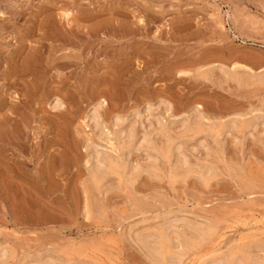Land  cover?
I'll use <instances>...</instances> for the list:
<instances>
[{
	"label": "rangeland",
	"instance_id": "rangeland-1",
	"mask_svg": "<svg viewBox=\"0 0 264 264\" xmlns=\"http://www.w3.org/2000/svg\"><path fill=\"white\" fill-rule=\"evenodd\" d=\"M0 134V264L264 257V0H0Z\"/></svg>",
	"mask_w": 264,
	"mask_h": 264
},
{
	"label": "bare ground",
	"instance_id": "bare-ground-1",
	"mask_svg": "<svg viewBox=\"0 0 264 264\" xmlns=\"http://www.w3.org/2000/svg\"><path fill=\"white\" fill-rule=\"evenodd\" d=\"M66 14V13H65ZM225 65V64H224ZM214 68V67H213ZM219 68V67H218ZM234 68V67H233ZM223 69V68H222ZM231 69V68H230ZM214 70V69H213ZM220 70H221V68H220ZM231 70H233V69H231ZM216 71V70H215ZM218 71V70H217ZM211 72V71H210ZM223 72H225V71H223ZM228 73V72H227ZM236 73V72H235ZM224 74H226V73H224ZM240 76V75H239ZM207 77V76H206ZM209 77V76H208ZM228 77V76H227ZM231 77V76H230ZM229 77V78H230ZM228 78V79H229ZM257 79V78H256ZM237 80H240V79H237ZM164 101V100H163ZM164 104V106L166 105V103H163ZM62 104H61V102H60V100H58V99H56V100H54V102H53V105H51V106H53V110H55V108H57L58 109V107H60ZM152 106V105H151ZM160 106H162V105H159V107ZM163 106V107H164ZM95 107V106H94ZM52 108V107H51ZM150 108H152V107H150ZM165 108V107H164ZM97 109L98 108H93V109H91L92 111H90V113H89V116H88V118H89V120L88 121H90L91 123H93V125H94V127L95 128H97L98 127V111H97ZM168 109V108H167ZM166 109V110H167ZM195 109V108H194ZM150 111V110H149ZM156 111V110H155ZM165 111V110H164ZM196 111V110H195ZM200 111V110H199ZM157 112V111H156ZM193 112V111H192ZM191 112V113H192ZM198 112V111H197ZM261 112V111H260ZM190 113V114H191ZM160 114V113H159ZM193 114V113H192ZM195 114H197V113H195ZM198 114H199V112H198ZM164 115V114H163ZM194 115V114H193ZM193 115H192V117H193ZM259 115V114H258ZM154 116V115H153ZM157 116V115H156ZM161 116V115H160ZM190 116V115H189ZM197 116H199V115H197ZM196 116V117H197ZM201 116V115H200ZM199 116V117H200ZM158 117V116H157ZM192 117H190V118H192ZM199 117H197V118H199ZM202 117V116H201ZM155 118V117H154ZM153 118V119H154ZM257 118V117H256ZM115 119V118H114ZM122 119V118H121ZM149 119V118H148ZM155 119H157V118H155ZM159 119V118H158ZM185 119V118H184ZM184 119H183V121H184ZM196 119V118H195ZM202 119V118H201ZM116 121H117V119H115ZM160 120H161V118H160ZM182 120V119H181ZM234 120V119H233ZM126 121V120H125ZM158 121V120H157ZM155 122V124L157 123V125L159 126V124H158V122ZM163 121V120H162ZM182 121V122H183ZM197 121V120H196ZM231 121V120H230ZM255 121H256V119H255ZM123 122V121H122ZM137 122V121H136ZM140 122V121H139ZM179 122H181V121H179ZM187 122H189V121H187ZM89 123V122H88ZM118 123H120V122H118ZM124 123V122H123ZM176 123V122H175ZM185 123V122H184ZM205 123V122H204ZM141 124V123H140ZM154 124V123H153ZM185 124H187V123H185ZM196 124V123H195ZM217 124V123H216ZM263 124V123H262ZM120 125V124H119ZM118 125V126H119ZM135 125H136V123H135ZM156 125V126H157ZM168 125H170V124H168ZM205 125V124H204ZM227 125V124H226ZM225 125V126H226ZM233 126V129H234V126L236 125L234 122H232L230 125H228V126ZM139 126H141V125H139ZM151 123H150V128H151ZM156 126H154V127H156ZM163 126H164V123H163ZM163 126H161V129H159V132H160V130H162V128H164ZM182 126V125H181ZM193 126V125H192ZM200 126H202V125H200ZM207 126V125H206ZM205 126V127H206ZM208 126H209V124H208ZM219 126V125H218ZM136 127V126H135ZM143 127V126H142ZM170 127V126H169ZM190 127V126H189ZM194 127H196V126H194ZM211 127H213L212 125H211ZM236 127V126H235ZM148 128V127H147ZM172 128H173V126H172ZM180 128V127H179ZM178 128V129H179ZM183 128H184V126H183ZM201 128V127H200ZM209 128L210 127H208V129L207 130H209ZM224 128V127H223ZM231 128V127H230ZM239 128V127H238ZM240 128H241V126H240ZM149 129V128H148ZM147 129V130H148ZM167 129V128H166ZM177 129V130H178ZM181 129H182V127H181ZM187 129H188V127H187ZM197 129V128H196ZM196 129H194L195 131H196ZM215 129V128H214ZM232 129V130H233ZM236 129V128H235ZM96 130V129H95ZM169 130V129H168ZM174 130V129H173ZM186 130V129H185ZM193 130V131H194ZM197 130H201V129H197ZM219 130V129H218ZM217 130V131H218ZM221 130V129H220ZM223 130V129H222ZM224 130H225V128H224ZM241 130V129H240ZM130 131V130H129ZM145 131V130H144ZM167 131V130H166ZM182 131V130H181ZM188 131H191V130H188ZM188 131H186V132H188ZM192 131V132H193ZM228 131V130H227ZM97 132V131H96ZM123 132H125V131H123ZM134 132H136V131H134ZM171 132V131H170ZM185 132V133H186ZM207 132V131H206ZM206 132H202L203 134H205ZM213 132V131H212ZM215 132V131H214ZM221 132V131H220ZM116 133V132H115ZM122 133V132H121ZM129 133V135H127L128 137H129V139L130 138H133V133H132V130L130 131V132H128ZM163 133V132H162ZM172 133V132H171ZM195 133H197V131L195 132ZM210 133H211V129H210ZM221 133H223V131L221 132ZM113 134V133H112ZM135 134V133H134ZM151 133H149L148 135H150ZM153 134V133H152ZM156 134H157V132H156ZM160 134V133H159ZM173 134H175V133H173ZM187 134V133H186ZM188 134H190V133H188ZM197 134H199V133H197ZM200 134H201V132H200ZM215 134H216V132H215ZM215 134H213V135H215ZM1 135V134H0ZM117 135V134H116ZM120 135V134H119ZM116 136V137H118V139H122V137H120V136ZM145 135H147L146 133H145ZM145 135H143V136H145ZM147 135V136H148ZM171 135V134H170ZM178 135V134H177ZM176 135V136H177ZM193 135V134H192ZM195 135V134H194ZM207 135H209V134H207ZM217 135V134H216ZM157 136V135H156ZM159 136V135H158ZM160 136H162V135H160ZM175 136V137H176ZM180 136V135H179ZM181 136H182V132H181ZM186 136V135H185ZM191 136V135H190ZM206 136V135H205ZM218 136V135H217ZM222 136V135H221ZM220 136V137H221ZM101 137V136H100ZM114 137V136H113ZM116 137H115V139H116ZM120 137V138H119ZM126 137V136H125ZM127 137V138H128ZM146 137V136H145ZM144 137V138H145ZM155 137V136H154ZM126 138V139H127ZM135 138V137H134ZM137 138V137H136ZM215 138V137H214ZM213 138V139H214ZM112 139V138H111ZM121 139H120V141H121ZM128 139V140H129ZM149 139H152V138H148V141H144V139H143V143L145 144V142H146V144L144 145V146H146L147 148L150 146V145H152L151 143H150V140ZM186 139V138H185ZM123 140H125V139H123ZM145 140H147V137H146V139ZM177 140V139H176ZM133 140H131V141H129V143L130 142H132ZM141 141H142V139H141ZM140 141V142H141ZM155 141V140H154ZM167 141V140H166ZM171 141V140H170ZM174 141V140H173ZM172 141V142H173ZM213 141V140H212ZM112 142H113V140H112ZM118 142H119V140H118ZM123 142V141H122ZM135 142H136V140H135ZM127 143V142H126ZM142 143V144H143ZM154 143V142H153ZM165 143V142H164ZM174 143V142H173ZM178 143V142H177ZM181 143V142H180ZM218 143V142H217ZM116 144H117V142H116ZM137 144V143H136ZM140 143H139V141H138V145H139ZM167 144V143H166ZM175 144V143H174ZM186 144V143H185ZM185 144H184V146H185ZM91 145V144H90ZM127 146H128V144H126ZM125 145V146H126ZM131 145V144H130ZM137 145V146H138ZM155 145H157L156 143H155ZM163 145V144H162ZM170 145V144H169ZM172 146H173V144H171ZM182 145V144H181ZM180 144H179V146H181ZM86 147L87 146H89V145H85ZM113 146V145H112ZM160 146V145H159ZM164 146V145H163ZM162 146V147H163ZM168 146V145H167ZM172 146H170V147H172ZM183 146V147H184ZM91 147V146H90ZM93 147V146H92ZM123 147H124V145H123ZM132 147H133V145H132ZM143 147V146H142ZM145 147V148H146ZM88 148V147H87ZM114 148V147H113ZM150 148V147H149ZM156 148H157V146H156ZM155 148V149H156ZM169 148V147H168ZM175 148V147H174ZM178 148V147H177ZM89 149V148H88ZM132 149H134V148H132ZM131 149V150H132ZM170 149H172V148H170ZM95 150V149H94ZM93 150V151H94ZM98 150V149H97ZM97 150H95L94 151V153H92V163H91V168H89L90 169V171H89V174H90V177L91 178H89V179H91V184L92 185H94L95 186V188L96 187H99V185H100V183H101V181L105 178V177H107V176H112V175H118L119 176V170H120V165L116 162V160L114 161V160H112V159H109V158H106L107 156H103V154H101V153H99ZM126 150H127V148H126ZM136 150V149H135ZM142 150V149H141ZM149 150H151V149H149ZM165 150L166 149H164V152H162V151H160L162 154L163 153H166V155H167V151L169 150H167L166 152H165ZM154 151V150H153ZM173 151H176V150H173ZM89 152V151H88ZM145 152V151H144ZM149 152V151H148ZM172 151H170L169 153H171ZM178 152V151H177ZM102 153H104V152H102ZM108 153V152H107ZM111 153V152H110ZM112 153H115V152H113L112 151ZM147 153V152H146ZM168 153V154H169ZM175 153V152H174ZM180 152H178V154H179ZM183 153V152H182ZM106 154V153H105ZM125 154V153H124ZM154 154H155V151H154ZM219 154V153H218ZM91 155V154H90ZM108 155V154H107ZM128 155V154H127ZM148 155V154H147ZM164 156H165V154H163ZM169 155H171V154H169ZM119 156V155H118ZM162 156V155H161ZM172 156H174V155H172ZM223 156V155H222ZM90 157V156H89ZM88 157V158H89ZM168 157V156H167ZM181 157H183V156H181ZM181 157H180V159H181ZM87 158V159H88ZM147 158H148V156H147ZM165 158H166V156H165ZM164 158V159H165ZM168 158H171V157H168ZM184 158V157H183ZM219 158V157H218ZM222 158V157H221ZM224 158V157H223ZM90 159V160H91ZM158 159H159V157H158ZM174 159V158H173ZM179 159V158H178ZM179 159V161H182L181 163H185L183 160L184 159H182V160H180ZM145 160V159H144ZM153 160H155V158L153 159ZM170 159H168V161H169ZM88 161V160H87ZM171 161V160H170ZM176 161V160H175ZM125 162V161H124ZM147 162V161H146ZM165 162H167V161H165ZM178 162V161H177ZM187 162V161H186ZM126 163V162H125ZM131 163V162H130ZM163 162L161 161V164H162ZM175 163V162H174ZM180 163V162H179ZM145 164V163H144ZM144 164H143V166H144ZM155 164V163H154ZM158 164V163H157ZM170 164V163H169ZM176 164V163H175ZM187 164H188V162H187ZM187 164H185V166L187 165ZM130 165V164H129ZM136 165H138L137 163H136ZM150 165V164H149ZM159 165V164H158ZM167 165H168V163H167ZM170 165H172V163L170 164ZM169 165V166H170ZM88 166V165H87ZM126 166V165H125ZM133 166V167H132ZM131 167L132 168H134V167H136L135 165H132ZM140 167H141V165H139ZM138 167V166H137ZM153 167V166H152ZM175 167V166H174ZM125 168V167H124ZM151 168V167H150ZM158 168V167H157ZM179 168V167H178ZM184 167H182V169H183ZM211 168V167H210ZM139 169V168H138ZM137 169V170H138ZM146 169H148V168H146ZM159 169V168H158ZM167 169H169V167L167 168ZM166 169V170H167ZM208 169H209V167H208ZM207 169V170H208ZM88 170V169H87ZM127 170H128V168H127ZM134 170H136L135 168L133 169V172H134ZM185 170V169H184ZM206 170V171H207ZM141 171V170H140ZM145 171V170H144ZM197 171V170H196ZM210 171V170H209ZM123 172V171H122ZM132 172V173H133ZM161 172V171H160ZM170 172V171H169ZM168 172V173H169ZM177 172V171H176ZM176 172H175V174H176ZM193 172V171H192ZM127 173V172H126ZM139 173V172H138ZM157 173H158V171H157ZM206 173V172H205ZM140 174H141V172H140ZM151 174H154V173H151ZM162 173H160V175H161ZM173 174V173H172ZM206 175V174H205ZM208 175V174H207ZM206 175V176H207ZM171 176H173V175H171ZM89 177V176H88ZM157 177V176H156ZM169 177H170V175H169ZM176 177H178V176H176ZM205 177V176H204ZM159 178V177H158ZM161 178V177H160ZM164 178V177H163ZM179 178V177H178ZM110 179H112V178H110ZM120 179V178H119ZM167 179V178H166ZM121 180H122V178H121ZM107 181V180H106ZM134 181V180H133ZM169 181V180H168ZM89 182V181H88ZM122 182V181H121ZM175 182V181H174ZM173 182V183H174ZM90 183V182H89ZM172 183V182H171ZM172 183V184H173ZM103 184V183H102ZM122 184V183H121ZM120 184V185H121ZM102 186V185H101ZM93 187V186H92ZM100 188V187H99ZM93 189V188H92ZM101 189V188H100ZM99 189V190H100ZM98 190V191H99ZM94 191V190H93ZM97 191V190H96ZM95 200V199H94ZM95 202V201H94ZM179 220V219H178ZM144 221V220H143ZM177 221V220H176ZM175 220H173V222H174V224H175V222H176ZM172 222V223H173ZM185 222V221H184ZM195 222V221H194ZM182 223V222H181ZM177 224V223H176ZM184 224V223H183ZM188 224V223H187ZM190 224V223H189ZM172 226H173V224H171ZM190 225H192V224H190ZM198 225V224H197ZM197 225H196V228H197ZM166 226V225H165ZM169 226V225H168ZM172 226H171V229H172ZM180 226V225H179ZM183 226H185V225H183ZM189 226V225H188ZM167 227V226H166ZM185 227H187V226H185ZM193 227H195V226H193ZM199 227H201V226H199ZM198 227V228H199ZM214 227V226H213ZM213 227H207L206 229H204L203 227H201L200 229H198L199 231H196L195 230V232L197 233V236L199 235V238L200 239H206L207 237L208 238H212V237H210V235H214L215 233L213 232L214 231V228ZM182 228V227H181ZM192 228V227H191ZM213 228V229H212ZM152 229V228H151ZM170 229V230H171ZM180 229V228H179ZM190 229V228H189ZM168 230V229H167ZM174 230V229H173ZM169 231V230H168ZM179 231V230H178ZM177 230H176V232H178ZM181 231V230H180ZM182 231H183V229H182ZM181 231V232H182ZM180 232V234H183V233H181ZM186 232V231H185ZM187 232H189V230L187 231ZM192 232V231H191ZM194 232V233H195ZM172 233H174V232H172ZM179 234V233H178ZM255 234V233H254ZM253 234V235H254ZM172 235V234H171ZM189 235V234H188ZM192 235V234H191ZM212 235V236H213ZM251 235V234H250ZM253 235L251 236V238L253 237ZM179 236V235H178ZM182 236V235H181ZM261 236V235H260ZM138 237V236H137ZM257 237V236H256ZM255 237V238H256ZM259 237V236H258ZM139 238H141V237H139ZM149 238V237H148ZM151 238V237H150ZM149 238V239H150ZM169 238H170V235H169ZM182 238V237H181ZM188 238V237H187ZM221 238V237H220ZM219 238V239H220ZM144 239H145V237H144ZM149 239H147V240H149ZM263 239V238H262ZM137 240V239H136ZM139 240V239H138ZM141 240V239H140ZM139 240V241H140ZM168 238H167V235H166V233L164 232V231H161L160 233H158L156 236H155V239H154V241L152 242L153 243V253L156 255V257H162L167 251H168ZM242 240H245L244 238L242 239ZM261 240V239H260ZM145 241V240H144ZM197 241V240H196ZM254 241V240H253ZM186 242V241H185ZM184 242V243H185ZM200 242H202V241H200ZM204 242V241H203ZM202 242V243H203ZM236 242V241H235ZM250 242V241H249ZM264 242V241H263ZM142 243V242H141ZM152 243H151V245H152ZM183 243V242H182ZM197 243V242H196ZM239 243V242H238ZM241 243H243V242H241ZM244 243H246V242H244ZM258 242H256V244H257ZM262 243V242H261ZM261 243H260V247H264V243H263V245H261ZM146 244H147V242H146ZM189 244V243H188ZM193 244H194V242H193ZM201 244V243H200ZM236 244V243H235ZM250 244V243H249ZM259 244V243H258ZM140 245V244H139ZM144 245V244H143ZM169 245H170V242H169ZM172 245H174V244H172ZM186 245V244H185ZM229 245V244H228ZM227 245V246H228ZM244 245V244H243ZM146 246V245H145ZM177 246V245H176ZM200 246V245H199ZM226 246V247H227ZM238 246V245H237ZM257 246V245H256ZM187 247V246H186ZM195 247V246H194ZM220 247V246H219ZM229 247H230V245H229ZM258 247V246H257ZM146 248V247H145ZM231 248H233V247H231ZM171 249V248H170ZM178 249V248H177ZM226 249V248H225ZM224 249V250H225ZM238 249V248H237ZM236 249V250H237ZM2 250V249H1ZM6 250H8V249H6ZM5 250V251H6ZM231 250V249H230ZM233 250V249H232ZM249 249H248V245L246 244V245H244V246H242L241 247V249L239 250L240 252V255H241V257L240 256H238V254L237 253H234L233 251H231V253H230V255L228 256V259L227 260H223V261H221L222 259H216L215 260V258H214V261H212L211 260V262H207V261H205L204 263H206V264H264V257H262V258H257V257H254V255H250V254H247V252H249L248 251ZM251 250H254V249H251ZM257 250V249H256ZM145 251V250H144ZM220 251V250H219ZM234 251H235V249H234ZM258 251V250H257ZM260 251V250H259ZM10 252V251H9ZM204 252H206V250L204 251ZM221 252V251H220ZM219 252V253H220ZM227 252V251H226ZM233 252V253H232ZM261 252V251H260ZM264 253V252H263ZM180 254V253H179ZM213 254H216V253H212L211 255H213ZM228 254V253H227ZM10 255V254H9ZM224 255V254H223ZM256 255H258V254H256ZM0 256H2V255H0ZM181 256V255H180ZM198 256V255H197ZM209 256V255H208ZM218 256H219V254H218ZM220 256H221V254H220ZM219 256V257H220ZM227 256V255H226ZM260 256V255H259ZM10 257V256H9ZM172 257V256H171ZM209 257H212V256H209ZM208 257V258H209ZM214 257H215V255H214ZM217 257V256H216ZM166 258V257H165ZM164 258V259H165ZM204 258H205V256H204ZM227 258V257H226ZM225 258V259H226ZM211 259V258H210ZM210 259H208V260H210ZM206 260V259H205ZM2 261V260H1ZM48 261H49V259H48ZM169 261V260H168ZM201 261V260H200ZM163 262V261H162ZM172 262V261H171ZM176 263V262H175ZM201 263H203V262H201ZM47 264H50V263H47Z\"/></svg>",
	"mask_w": 264,
	"mask_h": 264
}]
</instances>
